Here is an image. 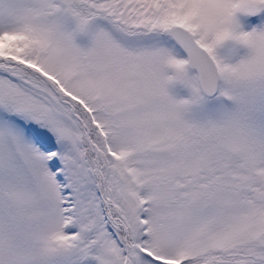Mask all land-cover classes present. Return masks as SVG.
Here are the masks:
<instances>
[{"label": "snow or ice", "instance_id": "6c2138e0", "mask_svg": "<svg viewBox=\"0 0 264 264\" xmlns=\"http://www.w3.org/2000/svg\"><path fill=\"white\" fill-rule=\"evenodd\" d=\"M0 264H264V0H0Z\"/></svg>", "mask_w": 264, "mask_h": 264}]
</instances>
